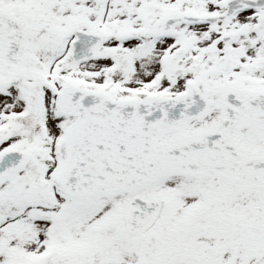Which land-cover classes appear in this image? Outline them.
I'll use <instances>...</instances> for the list:
<instances>
[{"label":"snow or ice","instance_id":"1","mask_svg":"<svg viewBox=\"0 0 264 264\" xmlns=\"http://www.w3.org/2000/svg\"><path fill=\"white\" fill-rule=\"evenodd\" d=\"M0 264H264V0H0Z\"/></svg>","mask_w":264,"mask_h":264}]
</instances>
